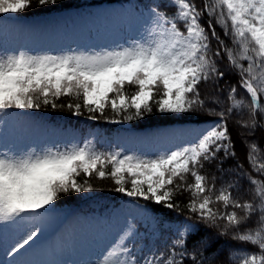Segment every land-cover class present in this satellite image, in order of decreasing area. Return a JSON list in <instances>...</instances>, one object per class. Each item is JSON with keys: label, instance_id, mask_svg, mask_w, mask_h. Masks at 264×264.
<instances>
[{"label": "snow or ice", "instance_id": "snow-or-ice-1", "mask_svg": "<svg viewBox=\"0 0 264 264\" xmlns=\"http://www.w3.org/2000/svg\"><path fill=\"white\" fill-rule=\"evenodd\" d=\"M169 3L172 15L158 10L167 5L152 7L145 37L126 47L91 54L19 51L0 55V114L66 106L75 116L86 111L89 120L102 119L110 111L113 119L109 122L121 123L141 119L155 108L160 113L187 114L188 119L197 120L207 107L200 85L224 75L213 59L221 52H212V39L219 37L212 19L205 27L201 19L205 15L214 18L225 35L232 36L235 51L223 41L219 46L239 71L238 86L250 103L237 99V88L231 87V106L215 113L220 121L195 142L155 158L96 151L88 143L39 151L4 145L0 148V223L15 222L11 226L18 230L20 239L13 245L14 252L26 246L29 250L38 248L53 227L56 202L72 193L95 191L87 179L94 176L111 179L116 192L166 209L178 208L177 198L187 193L186 208L191 213L189 221L176 227L171 247L165 251L138 259L127 243L134 232V225L129 224L98 264H216L209 262L207 252L221 243L220 236H230L256 250L253 254H233L226 264H264V180L248 176L253 198L242 201L230 191L233 185L217 188L216 182L203 174L221 153L235 155L227 124L229 113L246 106L248 119L241 127L250 132L264 128L260 123L264 120V0H204L202 7L194 0ZM33 7L51 12L64 5L59 0H0V17ZM129 14L136 15L134 11ZM62 98L69 102L58 104ZM257 151V145L250 144L248 160L253 171L264 176V161L257 159ZM209 228L215 229L216 235L207 231ZM65 248L57 244L49 252L61 254Z\"/></svg>", "mask_w": 264, "mask_h": 264}, {"label": "rangeland", "instance_id": "rangeland-1", "mask_svg": "<svg viewBox=\"0 0 264 264\" xmlns=\"http://www.w3.org/2000/svg\"><path fill=\"white\" fill-rule=\"evenodd\" d=\"M150 9L128 3L48 17L0 18V55L18 54L19 51L34 55L91 54L126 47L145 37ZM172 9L173 6L168 10L169 15H172ZM130 11H134L136 15H130ZM201 19L204 20L203 17ZM208 90L209 92L204 95L205 100L220 107L224 106V96L212 87ZM216 122L122 131L107 139L93 127L84 128L76 124L59 123L42 111L10 112L0 114V148L10 144L16 150L30 148H36L38 151L47 148L63 150L88 143L96 151H118L122 155L155 158L195 142ZM242 123L238 121L239 126ZM255 135L242 127L236 130L233 137L241 140L242 137H256ZM225 173L233 178L231 172ZM73 195L75 200L70 204L56 203L53 227L34 250H29L26 246L19 253L14 252L13 245L20 239L18 230L11 226L15 222L0 223V264H13L16 260L21 261V264L33 262L47 264L49 261L85 264L88 260L92 261V264H98L106 250L128 230L129 224L134 225V232L129 238L130 242H127L128 246L133 249L138 259L149 255L142 249L141 240H152L157 237L156 221L140 203V198H131L123 194L126 200L112 204L108 208L109 211L100 214L88 213L82 208L94 201L96 204H90V208L103 210L100 202L101 200L106 202L105 198L96 199L97 194L94 191ZM178 226L179 224L173 226L172 234ZM55 234L58 235L54 237ZM142 236L143 238H140ZM57 244L65 245V250L61 254H50L49 249Z\"/></svg>", "mask_w": 264, "mask_h": 264}, {"label": "trees", "instance_id": "trees-1", "mask_svg": "<svg viewBox=\"0 0 264 264\" xmlns=\"http://www.w3.org/2000/svg\"><path fill=\"white\" fill-rule=\"evenodd\" d=\"M131 0H59V4L64 5V7H57L56 10L51 12L41 11L37 7H33L29 10H26L23 13L19 14H9L5 17L12 18H30L34 16H47L51 14L68 12V11H80L85 9H93L99 6L108 5L112 3H121L129 2ZM136 4L144 7H155L157 5H167V7H160L158 10L168 14V10L172 7L168 0H132ZM198 7H202L204 0H194ZM169 15V14H168ZM171 16V15H169ZM205 27L207 28V21L212 19L213 26L218 34L219 39H212V52L220 51L221 55L216 57L213 56V59L216 61V68L218 71L223 72V77L213 76L207 82H203L200 85L201 99L205 101L207 107L204 109L203 113L199 114L197 120H190L187 118V114H169V113H160L153 110L151 113H147L141 119H135L132 121H124L121 123H110L109 120L113 119V115L110 111L107 112L106 116L102 119L89 120L88 113L85 111L81 116H75L72 111L68 110L65 106L64 108L52 109L49 107H42L39 110H30V111H42L44 113L50 114L64 121L76 122L78 124L96 126L102 131H105L108 134L118 132L120 130H137V129H149L157 128L160 126H174L176 124H189V123H200L208 121H220V117L215 113L220 111H227L231 106L232 101L228 99L229 91L231 87L237 88V99L244 101L245 105L250 103L249 98L246 96L244 91L239 88L240 74L239 71L231 65L230 61L227 58V55L224 54V49L219 46L220 41H223L224 44L235 51L236 45L232 43V36L225 35V30L221 25L215 24L214 18H209L206 15L202 16ZM245 65L246 61L242 62ZM212 87L219 94L223 95L224 106L220 107L218 105L209 103L205 100L204 95L209 92L208 88ZM206 90H208L206 92ZM68 99L62 98L61 101H58V104L64 103L67 104ZM264 102V101H262ZM248 108L245 106L241 109H236L232 113L228 114L227 124L230 130L232 138V151L235 153L234 156L225 157L222 153L220 154V159H218L213 164L207 166L203 170V174L209 177L210 181H215L217 188L227 187L228 185H233L230 191L233 192L234 196L237 199L242 201H249L253 198V193L250 191L251 186L248 183V176H253L256 179L264 180V176L253 171L252 164L248 160L249 154V145L254 143L258 147V151L255 154L257 159L264 161V128H257L255 132H250L256 137H242L240 140L235 136L236 130L242 128L241 125H238V121H246L248 119ZM115 119H121V117H115ZM261 124H264V120L260 121ZM225 171L232 173L233 178L228 177ZM241 177V179L238 178ZM95 189L97 197L105 198L106 203L109 204L113 201H118L125 199L126 197L123 193L115 191V184L111 179H98L96 177L87 178ZM191 181V177H189ZM74 193L67 196H62L60 201L56 203L60 204L61 202L70 204L75 198ZM189 202V195L187 193L179 196L176 200V203L179 205L176 209H166L160 205H156L150 201H144L140 199V203L149 210L155 217L156 222L158 223V239L147 242L149 249L156 250L157 252H163L167 248L171 247L172 233L171 227L175 223H180L181 221H189L191 213L187 211L186 205ZM216 207L220 208L223 211L222 206L217 205ZM255 217L253 221L250 222V225H253L255 222ZM207 231L212 232L216 235L215 229H207ZM221 243H218L213 250L207 252V259L209 262L215 261L216 264H226V261L233 254H253L256 250L254 246L247 244H239L236 241H233L230 236H220ZM190 252L192 249L190 248Z\"/></svg>", "mask_w": 264, "mask_h": 264}]
</instances>
